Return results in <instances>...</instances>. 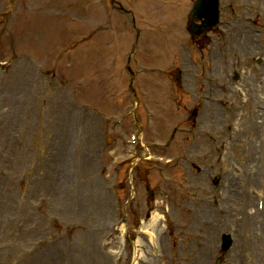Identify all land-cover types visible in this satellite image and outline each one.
Segmentation results:
<instances>
[{
  "label": "rangeland",
  "instance_id": "rangeland-1",
  "mask_svg": "<svg viewBox=\"0 0 264 264\" xmlns=\"http://www.w3.org/2000/svg\"><path fill=\"white\" fill-rule=\"evenodd\" d=\"M29 1L14 0V6L12 0H0V118L8 113L7 110L12 111L13 105L21 103L25 111L28 110L26 119L28 116L31 118L36 131L43 127L48 128L47 133L42 132L45 142H40L38 146L39 156L45 145L48 154L53 158L55 152L60 154L66 148V151L71 149L75 156L72 162L78 164L76 169L80 175L77 178L76 175L72 177V183L67 185V195H63L53 186L51 179L44 178L37 171L34 163L27 165L29 172L24 177L17 173L9 161L4 163L0 160L7 170L0 179V264H41L46 259L47 262L42 264H133L134 248L127 242L121 257L114 252L118 244L113 239H108L113 233H122L123 220L128 223L130 235L142 243L138 247V250L141 249L139 254L142 258L138 264H218V231H230L236 239L234 249L227 256H223L219 264H264V223L259 224L258 215L255 213L258 199L254 197L252 206L247 208L249 215L242 211L249 204V187L253 186L251 192L256 193H261L260 189H264L260 187L262 181L254 179L251 172L255 166L264 170V158L257 160L255 166L248 165L252 157H264L261 150L264 143L258 139L254 150L250 147V157H244L243 152L235 150V155L228 154V158L220 166L216 152L211 150L212 144L208 137L209 134L223 136L228 129L238 130L235 132V141L242 146L243 143L238 141L244 139L247 134L245 132H252L251 128L246 129L242 123L244 115L250 113L253 116V109L258 110L257 107L260 115H255L252 128L254 132L264 131V123L254 130L258 127L264 110V53L260 54L264 52V37L259 36L260 32H264V7H259L256 0H222V29L220 36L216 38L215 49L220 50V42L223 41L228 45L226 52H234L236 55L233 56L230 72L223 70L218 74H225L233 88L232 93L239 94L238 108L228 116L219 109L214 111L204 108L195 120L196 138L178 133L169 152L161 154L159 150H154L156 156L164 155L165 161L147 165L139 160L135 166H124L121 165L123 160L130 156L129 136L135 129L130 116L133 99L126 91L129 77L124 72L126 53L132 50L136 37L131 18L115 13V34L111 35L94 10V0H50L52 5L48 8L47 21L48 30L54 36L49 40L47 34V46L50 48L42 52V45L30 42L33 36L29 35V25L22 22L24 15L37 11L41 4L37 0L31 7ZM60 1L65 3L54 5ZM124 1L126 7L135 11L137 27L147 34L143 51L145 53H136L135 57L144 59L148 52L151 62L157 64L154 59H158L167 70L164 76H141L146 91L150 93L151 108L157 114L152 128L144 131L145 140L164 142L174 128L193 132L188 115L208 87L207 82L200 83L193 79V74L200 71H197L198 68L192 63L190 56L197 60L201 54L189 40L186 26L187 16L195 0ZM44 3L47 4L45 1ZM4 17L6 19L3 23ZM7 31L11 34L10 37ZM260 39V46H257L255 40ZM247 40L250 46L243 50ZM185 42L193 45V54L187 53L190 51ZM252 44L261 49L260 52ZM60 45L64 47L65 53L58 57ZM70 49L73 54L68 56ZM241 51L242 56L237 54ZM55 52L56 55L52 56ZM243 52H251L252 56L244 59ZM113 54H117L118 65L109 70L107 63L111 61ZM205 59V56L201 57L202 61ZM4 62H8V65L2 67ZM175 68L193 71L188 77L182 78V91H178L168 73ZM236 73L241 82L235 90L231 79ZM202 74L207 76L205 70ZM84 78H89V82L83 89L78 88V81ZM213 84L216 83L213 81ZM142 109L145 108L139 107L137 113L139 121L143 123L145 111ZM214 112H217L216 121L213 120ZM32 113L41 120L32 118ZM8 119L10 120L9 117ZM9 120L6 121L10 122ZM107 120H111L108 131L112 141L110 149L113 150L100 155V148L106 147L102 133ZM120 120L124 121L122 125H118ZM227 124L231 126L226 130ZM4 127L14 132L10 125ZM65 131H68L67 143L63 135ZM79 132L84 136L83 141L87 139V142L84 141L82 149L77 151L73 142ZM2 134L10 148L24 154V148L12 138L9 142L5 140L6 131L3 130ZM59 144L58 149L56 146ZM204 152L206 158L202 159ZM0 154L5 153L0 149ZM93 155L96 160L91 162V157L88 156ZM18 156L19 154L16 156L17 160ZM177 156L181 158L167 165L166 160L175 159ZM210 156L212 157L209 159ZM81 157L87 158L83 160ZM0 158L8 160L6 156L0 155ZM112 160L116 162L117 171L119 170L117 181L113 176L107 175ZM102 169L104 176L95 178ZM52 174H56V167ZM167 174L177 186L163 183L161 177ZM55 176L60 181L59 176ZM216 177L220 178L218 185L214 184ZM20 181L26 185L29 183L30 194L26 191L18 192ZM86 181L93 182V187L98 185L96 189L99 191L107 184L122 183V201L120 198L119 202L116 198L112 199L107 191L99 194V197H92L89 194L91 191L86 187L78 190ZM184 184L189 185V192H184L179 198L176 195L177 188ZM240 187L246 190V195L242 196ZM228 188H238V198L230 199L225 194ZM83 190L88 192L86 196ZM151 192L158 193L155 202L157 205L159 203L160 215L156 224L149 226L157 237L155 255L149 247L150 236L135 232L138 221L143 226L150 225L153 209L149 199ZM42 196L46 198L44 202L40 200ZM193 196L201 197V200L192 203ZM260 196L264 197V194ZM250 197L252 199L251 195ZM221 198L234 200L233 204H225L221 209L237 210L246 204L243 208L241 206L240 212L249 216L252 223L244 227L243 222L232 217L221 218L216 212ZM22 204L28 206L29 209L26 210L32 214V218L27 221L21 215ZM40 204H44V216L34 214V209L40 207ZM190 213L192 216L189 217ZM101 214H105V217H100ZM238 218L240 219L239 216ZM54 220L57 222L56 227L53 225ZM212 222L216 224L211 225ZM11 223L16 227L13 228ZM22 231L23 236L14 240V236H20ZM210 232L213 244L208 249L206 242ZM198 237L201 239H196ZM49 251L51 254L46 258Z\"/></svg>",
  "mask_w": 264,
  "mask_h": 264
},
{
  "label": "bare ground",
  "instance_id": "bare-ground-1",
  "mask_svg": "<svg viewBox=\"0 0 264 264\" xmlns=\"http://www.w3.org/2000/svg\"><path fill=\"white\" fill-rule=\"evenodd\" d=\"M40 131H41V132H45V133H47L48 128L40 129ZM29 133L31 134V133H32V130H29ZM37 138H38V140H36V146L38 147L39 142H40L41 140H43L44 138H40L39 135H37ZM43 142H45V141H43ZM36 157H37V156H36V154H35L34 158L36 159ZM249 157H250V156H249ZM30 159H31L30 157H27V158L24 159V162L26 163V162L29 161ZM257 160H258L257 157H255V156L252 157V158L248 161V162H249L248 165L255 166ZM65 163H67V162H65ZM248 165H246V166H248ZM39 169H40L41 172H43V175H44L45 177H48L49 179L51 178V179L53 180V184H54L55 186H57V184H58V183H57V179H56L55 176H53V177L50 176V169L47 167V165H45L44 163H41V168H39ZM251 172H252L254 178H257V179H259V178H264V175H261V174L259 173V171H258V169H257V166H255V168L252 169ZM0 198H1V197H0ZM6 207H7V209H9V206H8V205H6ZM24 214H25V218H24L25 220L31 217V214H30L29 212L25 211V210H24ZM100 217H105V214H101ZM158 219H159V217H157L155 220L157 221ZM11 226H12L13 228L16 227V225H15L14 223H11ZM23 227H25V222L23 223ZM23 234H24V231L21 232V235H20V236H14L13 239H14V240H15V239H18V238H20L21 236H23ZM212 244H213V237L210 235L209 240H208V245H207V246H208V249H210V248L212 247ZM50 254H51V251H49V252L46 254V258H47ZM42 259H45V258H42ZM44 262H47V259H46L45 261H41L40 263L42 264V263H44Z\"/></svg>",
  "mask_w": 264,
  "mask_h": 264
}]
</instances>
